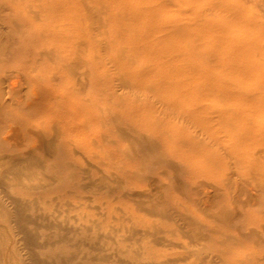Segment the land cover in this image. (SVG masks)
Segmentation results:
<instances>
[{
    "label": "rangeland",
    "instance_id": "374dc122",
    "mask_svg": "<svg viewBox=\"0 0 264 264\" xmlns=\"http://www.w3.org/2000/svg\"><path fill=\"white\" fill-rule=\"evenodd\" d=\"M70 2L71 70L0 108V138L18 128L0 154L69 131L57 153L37 150L41 166L17 165L20 182L4 177L0 264H35L9 196L45 214L34 248L49 264H264V0Z\"/></svg>",
    "mask_w": 264,
    "mask_h": 264
},
{
    "label": "bare ground",
    "instance_id": "6f19581e",
    "mask_svg": "<svg viewBox=\"0 0 264 264\" xmlns=\"http://www.w3.org/2000/svg\"><path fill=\"white\" fill-rule=\"evenodd\" d=\"M85 9L88 10L89 8ZM89 11L87 14L93 12ZM76 24L79 25L78 21H76ZM72 30L70 0H0V108L6 105V102H4L5 97L15 99L20 93L23 92L24 94V91L42 92L43 90H50L52 79L67 74L71 63L70 51L72 44L70 35ZM37 82H41L43 85L37 88L35 87V83ZM18 100L15 102L19 103ZM12 101L14 102V100ZM16 127H18L17 124ZM12 128H15V126ZM12 128L10 130L7 129V133L3 132V136L0 138L1 151L4 150L2 149V146L5 145L4 143L8 142L10 138H15L14 136L12 137L14 131ZM8 131H11V134ZM32 131L36 133L34 130ZM65 132L64 135H57L53 139V136L49 138L41 135L38 131L39 134L37 133L38 138L36 140L38 142L37 147H29V150L21 151L20 153L0 154V187L10 186L4 180V177L10 174L14 176L16 181L20 182L22 175L17 165L32 161L36 165L41 166L43 159L36 158L35 154L37 150L57 153L68 140L69 131ZM12 151L15 152V150ZM24 187L31 191H39L46 188L47 184L39 182L34 185H24ZM9 197H11L14 204V208L9 214L14 218L19 231L23 233V240L31 249L29 254L30 258L35 264H49V260L39 257L37 250L34 248L37 246L40 247L39 245L41 244L39 234L34 231V227L36 228L39 225L36 220L37 217H44L45 214L39 211L37 214L29 212L32 208L28 206V203L17 196ZM50 224L62 227L64 223L55 220L54 223ZM50 224L45 223L44 225L50 226ZM67 227L69 229L73 228L69 225ZM223 254H207L201 256L202 254L197 253L198 260L195 261L192 259L193 261H188V263L258 264V260L252 257L243 256L241 258H235L234 256H225ZM100 256L102 255L100 254ZM185 257L187 255L176 254L171 256L169 254L161 255L155 252L149 257L135 260V263L120 258L117 264H185L187 263V258Z\"/></svg>",
    "mask_w": 264,
    "mask_h": 264
}]
</instances>
